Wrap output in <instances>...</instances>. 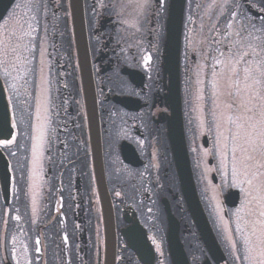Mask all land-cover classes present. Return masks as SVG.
Returning <instances> with one entry per match:
<instances>
[{"label": "flooded vegetation", "instance_id": "flooded-vegetation-1", "mask_svg": "<svg viewBox=\"0 0 264 264\" xmlns=\"http://www.w3.org/2000/svg\"><path fill=\"white\" fill-rule=\"evenodd\" d=\"M172 1L84 0L83 49L69 0H15L0 20V119L12 128L0 139L11 171L8 205L0 186V264H105L111 210L95 174L99 135L115 264H143L134 250H154L156 264H169L167 207L183 249L204 264L207 249L171 144L178 94L198 197L225 256L220 264H264V246L251 244L264 206L251 215L246 184L232 182L237 174L220 187L224 115L231 152L245 142L264 158V0H186L179 92L165 53ZM228 75L231 94L221 90ZM228 99L229 113L221 106ZM233 191L239 201L229 206Z\"/></svg>", "mask_w": 264, "mask_h": 264}, {"label": "water", "instance_id": "water-1", "mask_svg": "<svg viewBox=\"0 0 264 264\" xmlns=\"http://www.w3.org/2000/svg\"><path fill=\"white\" fill-rule=\"evenodd\" d=\"M15 0H0V20L6 15L9 8L12 6ZM186 0H173L170 6L169 18L167 22V40L165 44V53L167 61L174 62L176 74V86L179 92V63L181 53V37L183 27V13ZM69 7L71 11V21L77 44L80 49H83L85 43V12L83 0H69ZM178 107H177V119L171 129V144L173 148L174 160L177 166L180 183L187 201V205L192 216V219L197 226V229L202 237L205 247L209 253L208 258L204 264H220L224 262L225 256L213 234V231L209 225V222L205 216V213L200 204L195 184L193 181V175L191 170L190 159L188 155L187 146L184 140L182 120H181V102L180 96L177 95ZM94 121L99 129V117L96 96L94 94ZM4 135V136H2ZM12 136V129L9 124V120L3 121L0 119V139L8 140ZM97 142V144H96ZM94 167L95 174L98 181L99 193L102 196V205L104 210L108 207V214L105 211V224H106V260L105 264H115L116 260V236L114 231V217L112 214V207L108 198L107 187L105 183L102 148L100 135L97 141L95 139V152H94ZM0 185L3 193V197L6 205L10 201V189H11V173L9 170V162L5 155L0 150ZM106 196V197H103ZM235 201V203H231ZM239 201L238 192H230L226 196V203L229 206H234ZM169 215L170 230L168 235L170 257L173 264H190L183 249V245L179 239V224L173 218L167 207ZM110 225V228H109ZM111 229V230H110ZM139 254V257L143 264H155V254L152 250H134Z\"/></svg>", "mask_w": 264, "mask_h": 264}, {"label": "rangeland", "instance_id": "rangeland-1", "mask_svg": "<svg viewBox=\"0 0 264 264\" xmlns=\"http://www.w3.org/2000/svg\"><path fill=\"white\" fill-rule=\"evenodd\" d=\"M226 83L222 82L221 90H229V94H231V78L228 75ZM230 99L222 101V110L229 111L231 110ZM229 103V104H228ZM224 119L222 120L223 132L221 135V174H220V187L223 189L229 182H231V175L237 174L238 180H232L233 184H237L240 182L245 183L244 185V193L245 199H249L250 202V210L251 215H255L260 209L263 208L264 202V172H262L259 167L261 165L264 166V158L258 157L256 151L251 153L250 146H246L245 142L239 146L238 155L235 156L231 152V147L227 140V132H225L224 126L229 125V115H224ZM234 156V157H233ZM237 157V158H236ZM236 158V159H235ZM261 164V165H260ZM209 184H211L209 180ZM259 205V206H258ZM252 233H254V241L251 242L252 245H256V250L260 251L261 247L264 246V222L260 221L255 227L251 229ZM2 243L4 245V239H2ZM39 240H37L38 242ZM35 245V243L33 244ZM0 250L1 249L0 247ZM19 250V249H17ZM25 250V249H24Z\"/></svg>", "mask_w": 264, "mask_h": 264}, {"label": "trees", "instance_id": "trees-1", "mask_svg": "<svg viewBox=\"0 0 264 264\" xmlns=\"http://www.w3.org/2000/svg\"><path fill=\"white\" fill-rule=\"evenodd\" d=\"M189 251V259H190V261H191V264H197V262L196 261H193L192 260V257H191V255H190V250H188ZM200 252H201V250H199Z\"/></svg>", "mask_w": 264, "mask_h": 264}]
</instances>
